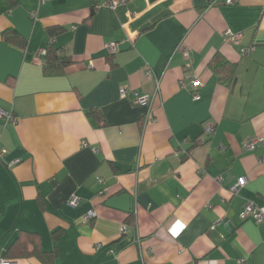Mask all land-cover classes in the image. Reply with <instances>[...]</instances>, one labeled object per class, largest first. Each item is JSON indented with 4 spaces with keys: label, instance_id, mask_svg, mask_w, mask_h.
Segmentation results:
<instances>
[{
    "label": "crops",
    "instance_id": "obj_1",
    "mask_svg": "<svg viewBox=\"0 0 264 264\" xmlns=\"http://www.w3.org/2000/svg\"><path fill=\"white\" fill-rule=\"evenodd\" d=\"M104 1L0 0V108L15 116L0 118V255L27 229L56 248L52 264H264V220L243 215L247 201L264 214V0ZM50 26L72 58L57 74L38 54ZM217 53L235 63L230 82ZM133 91L152 101L144 126ZM124 193L129 211L106 203Z\"/></svg>",
    "mask_w": 264,
    "mask_h": 264
},
{
    "label": "trees",
    "instance_id": "obj_2",
    "mask_svg": "<svg viewBox=\"0 0 264 264\" xmlns=\"http://www.w3.org/2000/svg\"><path fill=\"white\" fill-rule=\"evenodd\" d=\"M58 31V26H50L47 28L49 37H52ZM2 37L3 40L8 43L15 44L22 48L25 47V37L14 29L5 28L2 31ZM44 48L45 52L40 54V57L42 60L43 72L47 74H57L62 72L63 67L72 61L71 56L64 53L58 46H55L50 38L46 42ZM209 65L216 73H218L220 79L228 82L233 79L236 69L235 63L224 59L222 55L218 53L213 55ZM90 111L93 114L95 110L91 109ZM195 140L198 141L199 139ZM130 217L131 213H129L128 220V222L131 223L133 220H131ZM58 234V230L52 231L53 237L56 238ZM56 254L57 251L55 247L53 249H43L41 247L40 236L37 232L27 229H18L14 239L3 250L2 256L6 259H16L28 255H34L43 263L52 264Z\"/></svg>",
    "mask_w": 264,
    "mask_h": 264
},
{
    "label": "built area",
    "instance_id": "obj_3",
    "mask_svg": "<svg viewBox=\"0 0 264 264\" xmlns=\"http://www.w3.org/2000/svg\"><path fill=\"white\" fill-rule=\"evenodd\" d=\"M38 1L39 2H45L47 0H38ZM124 1H126V0H105L104 3L108 4L110 6H115L116 4L124 2ZM224 1L227 3H230L233 0H224ZM31 16H34V12L31 13ZM221 34L225 40L237 41L239 39V37L241 36L242 32L241 31L235 32V31H232L230 29H224V30H222ZM53 39H54L53 36L50 37L51 41ZM107 46L109 47V51L111 50V52H114L117 50V45H116L115 41H110L107 44ZM177 49H179L184 56H187L189 53V49L187 46L179 44V46H177ZM248 49L249 48L241 47L242 52H246V51H248ZM44 52H45V48L42 47L39 49L38 54L40 55ZM187 77L189 79L188 85L191 89L192 95L194 98H196V97H198L196 89L202 84V81L196 73H190L187 75ZM179 81H180L181 85H184L183 79H180ZM156 88H157V85H156ZM127 91H128V89L124 86L119 89L120 95H125L127 93ZM133 93H134L133 101L135 103H146V102H148L147 110L143 114V116H144L143 124L146 125L147 123L152 122L154 120V118L152 116V113L150 112V108H151V104H152L150 96L148 97L147 95H139V94H136L135 91H133ZM0 118H2L5 123H8V122L13 123L15 121V116L13 115V113L11 111L5 110L3 108H0ZM257 141H262V137L256 136L255 138L245 142V146L246 147H253ZM16 160L17 159H14V161H16ZM246 180H247V178L244 174L241 176H238L236 179V182L234 184L230 185V189L232 191L236 190L238 188V186L244 184L246 182ZM75 201H76V197L71 196L69 202L74 203ZM94 214H95V211L89 210L83 215V219H88V218L92 217ZM243 215L247 216V217H252L256 221L264 220L263 211L260 209V207L257 204H255L252 201L246 202L244 209H243ZM122 229H124V226H122ZM7 263H8V260L5 257H2L0 255V264H7Z\"/></svg>",
    "mask_w": 264,
    "mask_h": 264
},
{
    "label": "water",
    "instance_id": "obj_4",
    "mask_svg": "<svg viewBox=\"0 0 264 264\" xmlns=\"http://www.w3.org/2000/svg\"><path fill=\"white\" fill-rule=\"evenodd\" d=\"M106 203L110 206L120 208L123 211H129L130 197L128 193H124L120 196L110 197Z\"/></svg>",
    "mask_w": 264,
    "mask_h": 264
},
{
    "label": "rangeland",
    "instance_id": "obj_5",
    "mask_svg": "<svg viewBox=\"0 0 264 264\" xmlns=\"http://www.w3.org/2000/svg\"><path fill=\"white\" fill-rule=\"evenodd\" d=\"M139 95H147V94H139ZM148 96V95H147ZM149 97V96H148ZM140 104H143V105H146L147 106V104H148V102H146V103H140ZM146 112V111H145ZM144 112V113H145ZM143 118H144V116L142 115L141 116V124H142V126H144V124H143ZM246 204V203H245ZM245 204H244V206H245ZM244 206H243V209H244Z\"/></svg>",
    "mask_w": 264,
    "mask_h": 264
},
{
    "label": "bare ground",
    "instance_id": "obj_6",
    "mask_svg": "<svg viewBox=\"0 0 264 264\" xmlns=\"http://www.w3.org/2000/svg\"><path fill=\"white\" fill-rule=\"evenodd\" d=\"M89 210H93V209H88L87 211H89ZM87 211H86V212H87ZM93 211H94V210H93ZM86 212H85V213H86ZM85 213H84V214H85ZM84 214H83V215H84ZM94 215H95V214H94ZM82 217H83V216H82ZM90 218H91V217H90ZM90 218H88V219H90ZM84 220H85V219H84ZM122 226H124V225H122ZM122 226H121V229H122ZM123 230H125V226H124V229H122V231H123Z\"/></svg>",
    "mask_w": 264,
    "mask_h": 264
}]
</instances>
